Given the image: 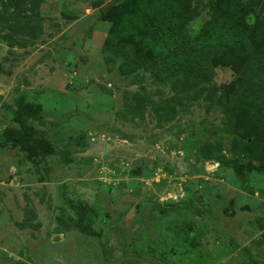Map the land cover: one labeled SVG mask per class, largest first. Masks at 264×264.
<instances>
[{"label":"rangeland","instance_id":"1","mask_svg":"<svg viewBox=\"0 0 264 264\" xmlns=\"http://www.w3.org/2000/svg\"><path fill=\"white\" fill-rule=\"evenodd\" d=\"M137 1L0 0V264H264V33L165 68Z\"/></svg>","mask_w":264,"mask_h":264},{"label":"trees","instance_id":"2","mask_svg":"<svg viewBox=\"0 0 264 264\" xmlns=\"http://www.w3.org/2000/svg\"><path fill=\"white\" fill-rule=\"evenodd\" d=\"M185 8V0H138L132 12L123 20L122 34L130 37L142 54L152 52L161 58L163 67L188 69V66L192 68L194 64V42L199 43L201 51L210 46L231 48L239 45L240 36L247 37L252 32L264 33V17L234 4L220 9L214 19L206 23L200 34L191 41L183 32ZM142 13L151 19L147 27L139 31ZM256 43L264 48V40H257ZM182 44L186 45L191 57L186 61L179 57L182 56ZM258 58L264 72V52ZM261 95L258 96L261 98ZM248 115L250 121L255 118L251 112Z\"/></svg>","mask_w":264,"mask_h":264}]
</instances>
